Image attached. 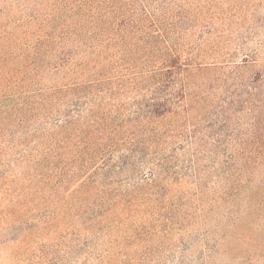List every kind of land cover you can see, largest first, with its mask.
Returning a JSON list of instances; mask_svg holds the SVG:
<instances>
[{
  "label": "trees",
  "instance_id": "16d2710c",
  "mask_svg": "<svg viewBox=\"0 0 264 264\" xmlns=\"http://www.w3.org/2000/svg\"><path fill=\"white\" fill-rule=\"evenodd\" d=\"M224 1L0 0V264H264V61ZM193 19L242 57L181 61Z\"/></svg>",
  "mask_w": 264,
  "mask_h": 264
},
{
  "label": "rangeland",
  "instance_id": "374dc122",
  "mask_svg": "<svg viewBox=\"0 0 264 264\" xmlns=\"http://www.w3.org/2000/svg\"><path fill=\"white\" fill-rule=\"evenodd\" d=\"M229 2V0H225L223 4L219 5L220 9L230 7ZM236 4L240 9L239 11H247L246 15L248 16V23L250 25L248 30L253 31V40H250L248 44L255 48L259 61L262 62L264 61V0H236ZM238 21H231L230 25L225 26L226 20L219 19L217 21V19H214L215 27L219 29V32L210 37V34L207 33L209 26L201 19H193L191 24H183L180 32L181 36L179 39H177V36L173 38L171 43L174 41V43H178V45L187 50L186 56L182 55L181 61L183 62H186L185 60L190 58V62H194L195 64L220 63L222 65H230L242 57L237 50V43L238 36L240 32L243 33L244 29L243 27V30L240 28V22L237 24ZM151 41L153 44L154 40L151 39ZM145 45H149V43ZM164 59L165 56L163 54L156 53L152 60H145L149 61L145 65V68L161 65L160 63ZM134 64L136 66L142 65L139 61H135ZM85 77H87L85 74L67 73V79H83ZM204 89L205 98L209 103L217 107L229 101L230 93L235 87L230 80L226 79V70L216 69L210 71L206 76ZM219 110H221L220 107ZM214 112L216 116L218 112ZM241 228L244 229L243 227H239V230Z\"/></svg>",
  "mask_w": 264,
  "mask_h": 264
}]
</instances>
